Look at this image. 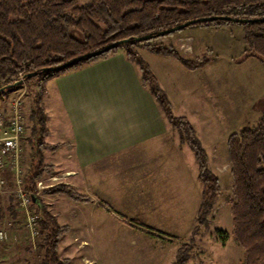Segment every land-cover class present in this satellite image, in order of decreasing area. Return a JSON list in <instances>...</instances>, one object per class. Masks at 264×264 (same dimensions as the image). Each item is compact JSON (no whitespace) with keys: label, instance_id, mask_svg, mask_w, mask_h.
Listing matches in <instances>:
<instances>
[{"label":"rangeland","instance_id":"374dc122","mask_svg":"<svg viewBox=\"0 0 264 264\" xmlns=\"http://www.w3.org/2000/svg\"><path fill=\"white\" fill-rule=\"evenodd\" d=\"M79 1L85 3L88 0ZM244 35L242 24L196 23L174 31L170 35L148 41L147 44L154 47L161 45L171 47L189 61L206 62L193 70L185 68L176 58L162 57L147 50L145 42H137L132 46L149 66L158 85L165 92L173 114L185 117L192 125L208 156L209 167L219 178L221 193L211 213L212 224L209 229L202 230L193 241L190 240L201 199V185L197 180L198 166L195 155L186 144H181L185 174L176 176L171 164L167 162L156 164V174L161 178L155 186L156 193L151 198L161 209L149 212L148 219L139 211L140 203L144 199L139 189L142 174L128 164H121L118 161L109 164L110 187L107 189L109 192L105 190L108 192L105 196L96 195L91 189L80 190L95 199L96 197L106 199L115 221L120 224L124 222L123 225L126 227L115 228L117 234L113 245L111 243L104 248H101V245L96 247V241L91 240L89 235L91 221L87 216L86 222L80 228L81 233L85 235L86 245L83 251L77 250L69 264H82L80 262L82 255L90 259L106 250L114 251L113 256L116 258L120 256L119 262L122 264L140 262L138 256L141 251L147 252L149 258L156 257V264H171L175 261L182 245H185V252L189 254L185 264L241 263L243 248L232 234L229 212V202L232 199V175L227 139L243 126L254 125L264 113V61L246 50ZM166 58L168 61L165 60ZM163 69H166L167 76ZM169 72L172 74L169 75ZM19 74L20 72L16 76H10L9 79L17 81L21 77ZM25 84L23 82L18 88L12 87L0 94V104L7 109L9 105L6 102L10 103L24 91V95L22 94L20 98L26 125L21 136L22 174L28 168L30 147L31 144L35 146L36 140L32 131L33 122L29 117L30 101L29 95L25 93ZM46 126L48 127V115ZM176 135V131L170 129L169 138L171 139L172 136L177 138ZM43 140L49 141L46 137ZM49 151L57 150H44V163L48 164L49 161L60 159V162H56L57 169L75 168L76 164L65 157L64 151H60L56 156ZM60 175L56 171L55 174L45 175L41 179L52 185L66 184V175ZM49 176H54L55 179L50 180ZM5 180L6 184L0 190V230L6 232L7 238L0 240V264H39L43 250L38 246L41 238L38 224H36L38 233L34 234L27 222L26 209L23 211L17 206L13 193L14 174L11 171H6ZM85 182H90V179ZM63 198L73 203V200L66 196ZM130 217L146 219L153 225L158 224L154 229H165V231L157 230V232L153 228V231H148L140 225L143 224L142 222ZM67 219L72 221V225H76L77 220L83 221L75 209L69 213ZM142 228L150 233L152 239L139 238L140 235H145L138 231ZM166 230L174 231L175 234ZM218 230L224 233L220 234ZM58 254L61 258L63 251H58Z\"/></svg>","mask_w":264,"mask_h":264},{"label":"trees","instance_id":"16d2710c","mask_svg":"<svg viewBox=\"0 0 264 264\" xmlns=\"http://www.w3.org/2000/svg\"><path fill=\"white\" fill-rule=\"evenodd\" d=\"M212 15L262 17L264 0H88L85 3L79 0H0V94L6 89L18 88V85L8 86L14 82L9 77L22 72L25 93L29 95L32 131L36 136L35 146L31 144L30 147L28 168L22 174L24 188L34 192L39 179L56 173L54 165L44 163L43 151L58 150L64 145L49 144L43 140L49 134L43 102L48 80L103 59L122 48L126 58L138 67L142 85L154 97L164 117L177 132L179 142L186 144L195 155L201 199L190 240L193 241L202 230L207 231L212 224L211 213L221 193L219 178L209 167L208 156L192 125L185 117L173 114L165 92L132 46L145 42L147 50L176 58L185 68L193 70L206 62H192L171 47H154L147 43L162 37L155 36L160 30ZM196 23L244 25L246 50L264 61V21L240 23L215 19ZM149 33L153 36L148 40H134ZM125 38L130 40L100 55L87 56L68 67L43 70ZM31 72L36 73L26 75ZM227 150L232 175L229 212L232 234L243 248L240 264H264V113L254 125L243 126L232 133L227 139ZM41 192L61 194L75 202L91 201L90 197L67 184H55ZM30 208L40 216L37 223L41 233L38 246L43 255L39 264L67 262V259L59 257L58 246L71 227L60 224L38 198L30 204ZM140 225L153 231L150 226ZM218 232L224 233L222 230ZM188 259L189 254L182 245L171 264H185Z\"/></svg>","mask_w":264,"mask_h":264},{"label":"crops","instance_id":"0c3cea01","mask_svg":"<svg viewBox=\"0 0 264 264\" xmlns=\"http://www.w3.org/2000/svg\"><path fill=\"white\" fill-rule=\"evenodd\" d=\"M185 35L189 39V36ZM163 71L166 74V69ZM171 74L169 72V75ZM43 102L48 115L47 143L64 144L57 151L49 153L56 156L60 151H64L65 157L76 165L73 169H57L56 162H60V159L49 161L48 164L54 165L61 175H66V184L91 199L89 202L71 200V203L64 200V195L61 194L40 193L37 196L60 224L71 227L60 240L58 247V251H63L61 258L67 259V262L61 264H69L77 250L83 251L86 245L85 235L81 233L80 228L86 222L87 216L91 221L89 235L91 240L96 241V247L101 245V248H104L111 243L113 245L117 234L115 228L126 227L124 222L120 224L115 221L106 199H95L80 190L91 189L96 195L105 196L110 187L109 164L115 161L128 164L142 174L139 189L144 199L140 203L139 211L148 219L149 212L161 209L151 198L156 193L155 186L161 178L156 174V164L167 162L171 164L176 176L185 174L182 164L183 146L179 142L178 134L177 138H169L170 129L175 130L164 117L154 97L142 85L138 67L126 58L123 49H117L103 59L52 77L46 84ZM88 179L90 182H85ZM74 209L79 212V217L83 218L82 222L77 220L76 225H72V221L67 219ZM146 219L138 220L153 229L158 225H153ZM170 222L172 226V221ZM138 231L145 234L139 238L152 239L150 233L143 228ZM166 231L175 234L174 231ZM141 252L139 255L142 258L138 256L140 262L137 264H156V257L149 258L147 252ZM113 255L115 253L112 250L98 253L90 259L82 255L80 262L122 264L119 262L121 257L116 258Z\"/></svg>","mask_w":264,"mask_h":264},{"label":"built area","instance_id":"2783aa9c","mask_svg":"<svg viewBox=\"0 0 264 264\" xmlns=\"http://www.w3.org/2000/svg\"><path fill=\"white\" fill-rule=\"evenodd\" d=\"M19 75H21L19 79L23 83L22 73L20 72ZM23 93L24 91L10 103L6 102L9 105L7 109L0 104V190L6 184V171H11L14 174L15 188L13 193L17 206L23 211L26 209L25 212H27V222L30 229L34 234H37L36 224L40 216L31 210L30 204L36 200L43 188H48L52 184L39 179L34 192H28L23 186L22 169L20 166L22 152L21 136L26 129L24 115L20 106V98ZM48 179L53 180L55 177L49 176ZM6 238V232L0 230V240Z\"/></svg>","mask_w":264,"mask_h":264},{"label":"water","instance_id":"95a60500","mask_svg":"<svg viewBox=\"0 0 264 264\" xmlns=\"http://www.w3.org/2000/svg\"><path fill=\"white\" fill-rule=\"evenodd\" d=\"M215 19L228 20V21L240 22V23H247V22H263L264 21V16L255 17V18H239V17H232V16H225V15H222V16H220V15H212V16L199 17V18L190 19V20H187L185 22L176 24V25H174L172 27L160 30V31L156 32L155 36H164L166 34L174 32V31L181 30L184 27H186V26H188V25H190L192 23H196V22H199V21H212V20H215ZM152 36H153V34L149 33V34H145V35H141V36L135 37L134 40H138V41L148 40ZM129 40H130V38H125V39H121V40H118V41L111 42V43L105 45L104 47H102V48H100L98 50H95L94 52H91L89 54H83V55L76 56L74 58L69 59L68 61H65V62L57 65V66L44 67L43 70H53V69H60V68L71 66V65H73V64H75V63H77V62H79V61H81L83 59H85V57H87V56L100 55V54H102L104 52H107V51L113 49L118 44H122V43L128 42ZM35 73L36 72H31V73H28L26 75L27 76H31V75H33ZM20 83H22V81L21 80H17V81H14L12 84H9L8 86L19 85Z\"/></svg>","mask_w":264,"mask_h":264}]
</instances>
